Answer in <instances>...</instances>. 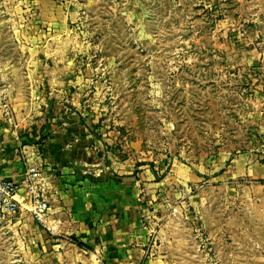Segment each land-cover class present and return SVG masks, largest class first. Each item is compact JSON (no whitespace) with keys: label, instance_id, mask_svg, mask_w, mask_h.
<instances>
[{"label":"rangeland","instance_id":"rangeland-1","mask_svg":"<svg viewBox=\"0 0 264 264\" xmlns=\"http://www.w3.org/2000/svg\"><path fill=\"white\" fill-rule=\"evenodd\" d=\"M5 103L85 234L106 203L135 264H264V0H0ZM78 212L0 222V264H95Z\"/></svg>","mask_w":264,"mask_h":264},{"label":"crops","instance_id":"crops-1","mask_svg":"<svg viewBox=\"0 0 264 264\" xmlns=\"http://www.w3.org/2000/svg\"><path fill=\"white\" fill-rule=\"evenodd\" d=\"M27 107V111L25 110L19 114L16 113L15 118L18 121L19 127L17 132H19L21 127H27L28 136H32L30 131L33 126L35 129L37 126H43L41 132H44L43 134H50V136L48 135L46 145L48 146V149L51 148V150L55 152V144L56 142H59L57 137H61L63 136V133L67 132V124H64L63 122L62 126L59 125L55 127H53V124L49 123L44 125L43 117H41V121L37 123L29 117L31 108L30 106ZM34 123L37 124V126H35ZM14 134L15 132L9 129L3 119V109L0 104V176L16 180L21 178V174L24 170V162L20 161L21 155H16L15 152L17 153L18 150L23 153L25 152L27 155L31 156V159L33 160L35 151L33 150L34 145L29 143L26 136L19 137ZM9 148H11V150H9ZM37 158L38 157H36V159ZM46 170L51 177L53 171L52 167L48 166ZM63 178L64 176H56L54 182H52L53 184L50 185V189L48 190L51 210L47 217L46 226L49 231L54 233L60 227V224L61 228L64 227V224L66 223L65 213H68V210L79 211L78 213H75L77 219L81 221L79 222V226L77 224L75 229L71 226L66 229V231L75 232L76 234H79V236L81 235L82 238L85 237V243L93 246L92 248H94L96 254L92 253V256L96 255L97 257V260L95 259V264H98L99 261L101 263L105 262L106 264H135L130 259L132 252V248L129 246L132 236L130 231L131 227H127L125 220L123 219L116 222L112 218L115 209H111L108 204L103 203L102 201L105 206L102 205L99 209L101 222L93 233L90 234L87 229L85 234L84 222L88 221L85 211L91 210L92 196L95 195L86 192L78 193L65 191L64 186L66 183H61Z\"/></svg>","mask_w":264,"mask_h":264},{"label":"built area","instance_id":"built-area-1","mask_svg":"<svg viewBox=\"0 0 264 264\" xmlns=\"http://www.w3.org/2000/svg\"><path fill=\"white\" fill-rule=\"evenodd\" d=\"M3 119L15 127L13 115L6 103L3 104ZM50 185L51 178L46 168L26 155L20 179L0 176V222L25 212L34 221L46 226L51 210Z\"/></svg>","mask_w":264,"mask_h":264},{"label":"trees","instance_id":"trees-1","mask_svg":"<svg viewBox=\"0 0 264 264\" xmlns=\"http://www.w3.org/2000/svg\"><path fill=\"white\" fill-rule=\"evenodd\" d=\"M73 242L76 243L78 246H82V243H80V241L73 239Z\"/></svg>","mask_w":264,"mask_h":264}]
</instances>
